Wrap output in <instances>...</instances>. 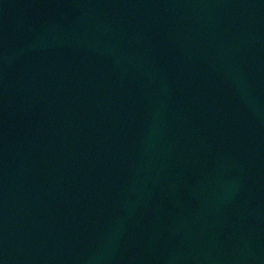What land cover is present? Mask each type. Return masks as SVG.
Segmentation results:
<instances>
[{"label": "water", "instance_id": "water-1", "mask_svg": "<svg viewBox=\"0 0 264 264\" xmlns=\"http://www.w3.org/2000/svg\"><path fill=\"white\" fill-rule=\"evenodd\" d=\"M0 264H264V0H0Z\"/></svg>", "mask_w": 264, "mask_h": 264}]
</instances>
